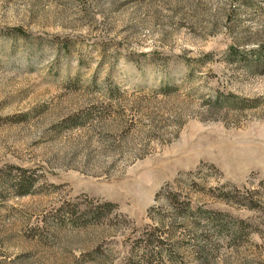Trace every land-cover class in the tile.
I'll use <instances>...</instances> for the list:
<instances>
[{"label": "rangeland", "instance_id": "obj_1", "mask_svg": "<svg viewBox=\"0 0 264 264\" xmlns=\"http://www.w3.org/2000/svg\"><path fill=\"white\" fill-rule=\"evenodd\" d=\"M0 264H264V0H0Z\"/></svg>", "mask_w": 264, "mask_h": 264}, {"label": "trees", "instance_id": "obj_2", "mask_svg": "<svg viewBox=\"0 0 264 264\" xmlns=\"http://www.w3.org/2000/svg\"><path fill=\"white\" fill-rule=\"evenodd\" d=\"M24 186H26V185H24L23 184V181H20V182H18L16 185H15V187L14 188H21V187H24ZM27 193H29V191L27 190L26 191V193H22V194H27ZM225 196V195H224ZM227 196H229V198L231 197L230 195H227ZM232 198H236V197H233L232 196ZM241 199L243 200V202L245 203V201L247 200V199H245V198H240V200H238V202H240L241 203ZM174 200H175V198H174ZM180 203V202H179ZM181 205H184V207H187V209H189L188 208V204H185V203H180ZM247 204L248 205H246V206H248V208L249 207H252L253 208V206L255 207V205L253 204V201L251 202V201H248L247 202ZM250 205V206H249ZM112 208H115L114 207V205H112V204H109V203H106V204H103V205H100V207H96V211H98V212H100V211H102V210H105V211H110ZM200 214H202V215H204L206 218H208V220H210V221H219V214H216V213H214V212H211V211H206V210H204V211H200L199 212Z\"/></svg>", "mask_w": 264, "mask_h": 264}]
</instances>
